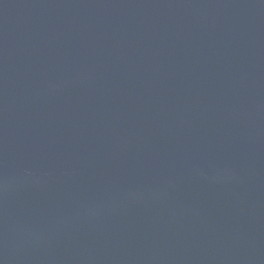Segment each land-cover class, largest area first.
<instances>
[{
    "label": "water",
    "instance_id": "1",
    "mask_svg": "<svg viewBox=\"0 0 264 264\" xmlns=\"http://www.w3.org/2000/svg\"><path fill=\"white\" fill-rule=\"evenodd\" d=\"M0 264H264V0H0Z\"/></svg>",
    "mask_w": 264,
    "mask_h": 264
}]
</instances>
